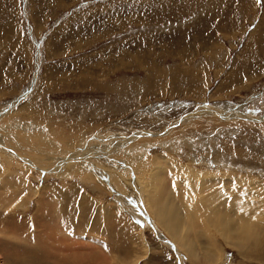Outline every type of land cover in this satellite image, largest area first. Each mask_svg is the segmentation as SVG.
I'll list each match as a JSON object with an SVG mask.
<instances>
[{"label": "rangeland", "instance_id": "rangeland-1", "mask_svg": "<svg viewBox=\"0 0 264 264\" xmlns=\"http://www.w3.org/2000/svg\"><path fill=\"white\" fill-rule=\"evenodd\" d=\"M263 189L264 0H0V264L263 259L229 243L219 211L256 218L264 244ZM149 193L184 229L200 213L201 236L184 235L199 259Z\"/></svg>", "mask_w": 264, "mask_h": 264}, {"label": "bare ground", "instance_id": "bare-ground-1", "mask_svg": "<svg viewBox=\"0 0 264 264\" xmlns=\"http://www.w3.org/2000/svg\"><path fill=\"white\" fill-rule=\"evenodd\" d=\"M202 108H204L203 110H195L194 112H192L191 114H189V115H187V116H185V117H183L182 119H180L178 122H177V124L176 125H180L181 123H184L185 121H189L190 119L192 120V119H194L196 116H198V113H205V111H206V109L205 108H208V107H206V106H202ZM212 113H215V112H212ZM217 116H220L219 114H217ZM221 118H222V116H220ZM242 118H244V117H242ZM224 120H225V118H223ZM244 119H247V118H244ZM256 121H258V122H260V121H262V119H259V120H256ZM140 135H143V134H140ZM150 135V134H149ZM148 135V136H149ZM137 136H139V135H137ZM154 135H152V137H153ZM134 137H136V136H134ZM7 151V150H6ZM5 152V151H4ZM75 158V157H74ZM22 160V159H21ZM23 161V160H22ZM159 161V160H158ZM24 162V161H23ZM98 162V161H97ZM96 164V163H95ZM108 167H111V165H109ZM210 173V172H209ZM193 174V173H192ZM199 174V173H198ZM213 175V174H212ZM203 176V175H202ZM207 176H208V174H207ZM211 176V175H210ZM201 177V176H200ZM200 177L199 178H197V180L199 179L200 180ZM214 177V176H213ZM150 178V177H149ZM216 178V177H215ZM194 179V178H193ZM204 179V178H203ZM211 179H213V178H211ZM215 180V179H214ZM214 180H212V181H214ZM201 181V180H200ZM199 181V182H200ZM242 181V180H241ZM244 181V180H243ZM12 182V181H11ZM134 183H135V181H133ZM203 182V181H202ZM253 182V181H252ZM252 182L251 183H249L250 185L249 186H251V184H252ZM157 183V182H156ZM155 183V184H156ZM165 183H166V181H165ZM204 183H207V182H204ZM215 183V182H214ZM150 184V183H149ZM154 184V183H153ZM222 184H223V182H222ZM261 184V183H260ZM158 185V184H157ZM159 185H160V183H159ZM158 185V186H159ZM202 185V184H201ZM201 185H199L200 187H202ZM216 185V184H215ZM215 185H212V186H207V189L206 190H211V189H213V188H215V187H213V186H215ZM226 185V184H225ZM225 185L221 188V191H224V189H225ZM254 185H255V183H254ZM128 186V185H127ZM140 186L142 187V189H143V193H146L147 191V189H148V184L147 183H143L142 182V184H140ZM162 186H165L164 184H162ZM169 186V185H168ZM205 186H206V184H205ZM257 185H255V187H256ZM149 187H150V185H149ZM154 187V186H153ZM155 187H156V185H155ZM154 187V188H155ZM197 187V186H196ZM147 188V189H146ZM259 188H260V186H259ZM146 189V190H145ZM150 189H152L151 187L149 188V190ZM160 189V188H159ZM182 189V188H181ZM205 189V188H204ZM227 189V188H226ZM257 189V188H256ZM148 190V191H149ZM165 190V189H164ZM264 190V189H263ZM263 190L261 191V192H263ZM146 191V192H145ZM200 191H201V189H200ZM216 191V190H215ZM162 193H160V194H163L164 192H163V190L161 191ZM260 192V193H261ZM59 193V192H58ZM138 193V192H137ZM158 193V192H157ZM156 193V194H157ZM171 193V192H170ZM211 193H213L212 192V190H211ZM264 193V192H263ZM152 193H149V194H145V195H149L148 197H149V200H148V203H147V206L148 207H150V209H151V212L150 213H152L153 214V216H154V218L157 220V222L159 223V225H160V227H163L164 228V230H166L170 235H171V237L174 239V241H177V243L178 244H180L181 245V247L186 251V253H187V255L188 256H192V257H195V258H200V255L198 254V253H196V246L195 245H193V242L191 243V242H189V241H187V242H185V240L186 239H184V235H189V236H187V237H189V239H191V237L194 235V236H197V238H199V236H201V234H200V232H199V228H198V230H197V225L195 224V222H194V218L193 217H196V215L198 214L196 211H195V213L193 212H188V216L189 217H187L188 218V222H190V223H192L193 225H189L188 224V228H186V229H184V228H182L180 225H181V223H183L184 222V220H183V217H182V214H181V212L179 211V210H181L180 208H179V210L177 209V207H175V205L174 206H172V207H170L169 208V202L167 201V200H170V198L167 196H165V198L166 199H162V198H164L163 196L164 195H162V198H160L161 196H160V194H157L156 196H152L151 195ZM169 194V193H168ZM218 194V193H217ZM262 194V193H261ZM212 195V194H211ZM218 195H220V194H218ZM264 195V194H263ZM262 195V196H263ZM170 196V195H169ZM210 197V196H209ZM221 197V196H220ZM264 197V196H263ZM142 198V197H141ZM140 198V199H141ZM195 198V197H194ZM245 198V197H244ZM247 198L248 197H246V200H247ZM257 198V197H256ZM258 198H260V197H258ZM139 199V200H140ZM143 199V198H142ZM141 199V200H142ZM188 199H190V198H188ZM207 199V198H206ZM215 199V198H214ZM249 199V198H248ZM200 199H198V201H199ZM205 200V199H204ZM263 200V199H262ZM197 201V200H196ZM202 201V200H201ZM211 201H212V199H211ZM215 201V200H214ZM217 201V200H216ZM250 201V200H249ZM264 201V200H263ZM120 202V201H119ZM182 202V201H181ZM191 202V201H190ZM190 202H188V203H190ZM195 202V201H194ZM206 202V201H205ZM217 202H219V201H217ZM252 202V201H251ZM250 202V203H251ZM254 202V201H253ZM202 203V202H201ZM166 204L168 205V207L166 206ZM191 204H195V203H191ZM205 204V203H204ZM221 204V203H220ZM219 204V205H220ZM246 204V203H245ZM128 205V204H127ZM144 205V204H143ZM182 205V204H181ZM190 205V204H189ZM201 205V204H200ZM222 205V204H221ZM264 205V204H263ZM51 205H49V203H44L43 204V208H44V210L46 211V213H49V207H50ZM56 206V205H55ZM184 206V205H183ZM202 207H203V205H201ZM218 206V205H217ZM258 206V205H257ZM261 206V205H260ZM186 206H184V208H185ZM197 207V206H196ZM201 207V208H202ZM204 207H206V206H204ZM203 207V208H204ZM207 208V207H206ZM219 208V207H218ZM52 209H54V206L52 207ZM188 209V208H187ZM191 209V208H190ZM197 209H198V207H197ZM184 210H186V209H184ZM183 210V211H184ZM217 210V209H216ZM223 210V211H222ZM224 210H225V212H224ZM55 211V210H54ZM188 211V210H187ZM201 211H202V209H201ZM200 211V212H201ZM222 214V222H221V224H225V227L224 228H221V231H222V234L226 237V239H227V237L229 238V243H231L232 245H233V247H235L236 249H237V251L239 252V253H241V254H252L254 251H252V249H257V247L259 246V244L260 245H262V246H264V244H262V240H261V238H260V236H262V235H260L261 233H260V231L259 232H257V234H256V229L255 228H253L252 227V225L250 224L254 219H252V221L251 222H249V220H248V216L249 215H245V213H243L242 215H240L239 217H238V219H239V222H240V224L238 225V226H236V227H233L232 226V222H233V216L230 214V213H227V211H226V209L225 208H223V209H220L219 210ZM203 212V211H202ZM201 212V213H202ZM204 212H205V209H204ZM204 212H203V215H205L204 214ZM211 213V212H210ZM192 214V215H191ZM200 214V213H199ZM198 214V215H199ZM206 214H209V213H207L206 212ZM220 214V213H219ZM194 215V216H193ZM202 214L200 215V216H203ZM214 215H215V213H214ZM220 215V216H221ZM200 216H199V218H200ZM216 216V215H215ZM215 216H214V218H215ZM220 216H219V218H220ZM205 217V216H204ZM186 218V219H187ZM192 220V222H191V220ZM202 218V217H201ZM206 219H207V217H205ZM205 218H204V220H205ZM218 218V219H219ZM137 219V218H136ZM190 220V221H189ZM141 227H143L144 226V224H145V222L147 223V224H149L150 226H151V228H154V225L152 224V223H150L149 221H147V220H142V221H138V220H135ZM187 221V220H186ZM254 221H256V218H255V220ZM234 222H235V220H234ZM238 222V223H239ZM252 223H254V222H252ZM205 224H207V221L205 222ZM212 224H214L213 223V220H212ZM255 224V223H254ZM187 225V224H186ZM255 226V225H254ZM200 227V226H199ZM204 227V226H203ZM212 228V227H211ZM262 228V227H261ZM204 229V228H203ZM206 229H207V231H208V227L206 226ZM214 229V228H213ZM154 230V229H153ZM201 230H202V228H201ZM205 231V230H204ZM205 233V232H204ZM259 233V234H258ZM206 234V233H205ZM186 237V238H187ZM193 238V237H192ZM196 238V239H197ZM230 238L232 239V240H230ZM264 238V237H263ZM262 238V239H263ZM172 239V240H173ZM188 238H187V240H189ZM195 239V238H194ZM203 239V238H202ZM171 240V241H172ZM174 241H173V243H174ZM191 241H193V239L191 240ZM65 242V241H64ZM71 243V242H70ZM74 243V242H73ZM77 245H79L78 246V249L79 250H77L80 254H81V249H82V247L83 246H81V244L79 243V242H77ZM179 245V246H180ZM67 247V246H66ZM65 246H61V250H63L64 248H66ZM94 249V248H93ZM89 250V249H88ZM250 250V251H249ZM262 250H264V248L262 249ZM261 250V251H262ZM76 251V250H75ZM74 251V252H75ZM84 251H85V249H84ZM256 251V250H255ZM76 253V252H75ZM209 253L210 252H208V254H203V253H201V255L204 257V260H206V262H207V260L209 261ZM261 253V252H260ZM212 254V253H211ZM240 255V254H239ZM210 259H211V257H210ZM80 260V259H79ZM215 260V259H214ZM78 261V260H77ZM76 261V262H77Z\"/></svg>", "mask_w": 264, "mask_h": 264}, {"label": "crops", "instance_id": "crops-1", "mask_svg": "<svg viewBox=\"0 0 264 264\" xmlns=\"http://www.w3.org/2000/svg\"><path fill=\"white\" fill-rule=\"evenodd\" d=\"M114 224H115V227H114V232H110L111 234H110V238H111V240H113V241H115L116 242V240H117V238H118V235H117V230H116V222H113ZM114 226V225H113ZM123 248H124V246H123ZM108 252V251H107ZM109 252H111L110 250H109ZM131 253V250L130 249H126V251H125V256L123 257V259H126V257H127V255L128 254H130ZM115 254V253H114ZM132 254H134V253H132ZM138 254V255H137ZM139 255H140V253H136V256L134 257V263L135 264H140V263H142L143 262V258H144V256H141V257H139ZM117 255L115 254V257H116ZM148 256H149V254H148ZM139 257V258H138ZM262 257H264V254H263V256ZM136 258V259H135ZM153 259V257L151 256H149V258H148V260L147 261H145V264H160V263H158L157 261H155V260H152ZM241 259H243V258H241ZM264 259V258H263ZM263 259H261V258H256V259H243L242 260V264H246V261H248V260H251V262H253V263H258V264H264V261H263ZM115 260V264L117 263V257L114 259ZM126 261H128L127 259H126ZM129 262H131V261H128V263ZM218 262V261H217ZM213 262V263H209V262H203V260H201L200 262L199 261H197V264H219V263H221V262ZM239 262H240V260H239ZM133 263V264H134ZM110 264H112L111 262H110ZM224 264V263H223Z\"/></svg>", "mask_w": 264, "mask_h": 264}]
</instances>
